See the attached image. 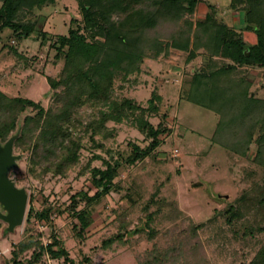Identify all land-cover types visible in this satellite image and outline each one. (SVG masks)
Listing matches in <instances>:
<instances>
[{
	"label": "rangeland",
	"instance_id": "374dc122",
	"mask_svg": "<svg viewBox=\"0 0 264 264\" xmlns=\"http://www.w3.org/2000/svg\"><path fill=\"white\" fill-rule=\"evenodd\" d=\"M241 2L200 0L192 15L173 10L167 21L163 18L158 26L162 34L153 33L163 41L162 54L146 58L140 71L128 77L118 72L111 90L114 99L144 109L154 100L157 111L108 122V131L101 134L91 127L100 107L87 103L77 108L66 129L82 140L81 150L64 175L45 172L49 162L40 159L43 123L33 134L24 133L25 119L38 109L19 115L16 129L0 141L18 136L14 154L21 159L10 178L27 191L29 203L24 224L14 232L0 219V264H250L264 250V105L253 106L251 100L264 101V66L243 68L251 84L249 101L243 104L249 112L227 132L219 113L184 95L194 75L209 70L208 35L196 29L208 14L231 30V38L243 41L247 55L257 44L248 26L259 30L258 24L264 25V5L252 0L249 25L244 6H253ZM183 6L189 8L187 2ZM12 23L20 27L0 30V90L10 98L37 102L46 111L58 110L57 94L66 89L57 84L68 50L61 48V37L73 28L92 40L93 31L85 29L75 0L22 7ZM25 28H32L30 36ZM183 32L190 36L191 50L198 48L189 64L188 53L167 47ZM141 117L159 131L160 141L144 158L140 151L153 140L138 129ZM95 169L114 172L109 191L97 183ZM0 212L6 213L1 205ZM25 244L31 248L22 250ZM49 246L67 256L54 258ZM36 253L41 257L34 263Z\"/></svg>",
	"mask_w": 264,
	"mask_h": 264
},
{
	"label": "trees",
	"instance_id": "16d2710c",
	"mask_svg": "<svg viewBox=\"0 0 264 264\" xmlns=\"http://www.w3.org/2000/svg\"><path fill=\"white\" fill-rule=\"evenodd\" d=\"M0 1L3 2L0 7V19L3 21L0 30L20 27L12 22L22 7H42L48 2H55V0ZM75 1L81 11L85 29L93 31L95 38L88 40L87 36L73 28L70 29L68 36L61 37V48L68 47V50L63 53L66 60L65 67L57 84L66 89L65 92L57 94L55 101L59 105V109L46 111L37 102L24 98H10L0 90V140L6 141L16 129V122L21 113H24L28 108L38 109L36 116H28L25 119L24 133L33 134L43 123L40 136L43 152L40 154V159L49 162L45 172L54 171L58 175L65 174L66 165H73L79 160L82 140L73 139L66 129V124L80 106L93 103L100 107L99 119L93 121L91 127L96 133L101 134L108 131V122L119 124L129 119L130 116L134 117L136 113L157 111L154 100L150 101L149 109H144L128 99L123 101L114 99L111 96L114 78L118 72H123L125 77L137 73L146 58L159 57L163 52V41L153 33L159 31L162 34V28L159 29L158 26L163 18L165 20L173 10H176L179 16L184 15V12L192 15L200 2V0ZM232 1L234 3L244 0ZM246 1L250 3L249 6H253L249 8L244 6L250 19L249 25H251L253 22L251 13L255 6L252 0ZM257 1L261 6L264 5V0ZM183 2H187L189 8L182 7ZM115 16H119L121 19L115 21ZM174 17L171 16L168 19ZM258 25L259 30L248 26V29L254 31L258 38L257 44L249 48L250 55H247L243 41L231 38V30L226 25L220 24L212 15L208 14L204 19L198 21L196 27L198 33L208 35L206 40L212 60L209 59L208 72L205 69L194 75L192 88L184 92V95L188 101L219 113L223 120L222 124L224 123L222 125L224 131L235 123L237 124L242 116L249 112L245 109L246 107H243V104L248 100L247 93H249L251 84L246 82L243 68L264 66V25L262 23ZM190 27L188 26V28ZM25 29V35L30 36L32 28ZM184 35H186L185 38ZM96 37H100L104 41L98 40ZM167 47L188 53V64L198 57V52H196L198 48L191 50L190 36L185 32L180 37L172 38ZM149 51L154 55L148 56ZM225 61H230V63ZM48 81L53 83L51 78H48ZM206 89H208L207 93H199ZM251 100L253 106L264 105V101L255 98ZM248 115L250 114L248 113ZM138 129L141 132H147L153 140L147 149L140 151L141 157L144 158L160 146L159 131L144 117H141ZM251 141L247 142L251 143ZM95 172L100 176L97 183L104 187L105 192L109 191L108 184L111 183L114 172L99 169H95ZM28 217L31 218V214ZM42 217L44 216L42 215ZM30 248L31 246L25 244L22 250ZM40 249L41 253L45 250L43 246ZM47 251L56 259L67 256L65 250H54V246H49ZM40 257V253L34 254V263ZM250 264H264V250H261Z\"/></svg>",
	"mask_w": 264,
	"mask_h": 264
},
{
	"label": "water",
	"instance_id": "95a60500",
	"mask_svg": "<svg viewBox=\"0 0 264 264\" xmlns=\"http://www.w3.org/2000/svg\"><path fill=\"white\" fill-rule=\"evenodd\" d=\"M18 136H12L4 144L0 141V205L6 212H0V219L8 223V231L14 232L25 221L29 196L25 189L18 188L10 178V171L18 166L21 156L14 154V143Z\"/></svg>",
	"mask_w": 264,
	"mask_h": 264
},
{
	"label": "built area",
	"instance_id": "2783aa9c",
	"mask_svg": "<svg viewBox=\"0 0 264 264\" xmlns=\"http://www.w3.org/2000/svg\"><path fill=\"white\" fill-rule=\"evenodd\" d=\"M235 32H236V33H240V30H239V29H237Z\"/></svg>",
	"mask_w": 264,
	"mask_h": 264
}]
</instances>
